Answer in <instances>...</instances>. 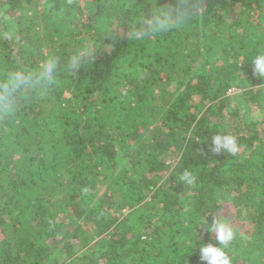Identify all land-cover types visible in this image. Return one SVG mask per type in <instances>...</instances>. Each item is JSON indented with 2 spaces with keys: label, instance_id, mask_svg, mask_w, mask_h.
I'll list each match as a JSON object with an SVG mask.
<instances>
[{
  "label": "trees",
  "instance_id": "16d2710c",
  "mask_svg": "<svg viewBox=\"0 0 264 264\" xmlns=\"http://www.w3.org/2000/svg\"><path fill=\"white\" fill-rule=\"evenodd\" d=\"M175 2L0 0V80L60 60L53 86L0 114V264H202L198 248L216 243L205 225L228 207L233 264H264V77L251 63L264 0H191L200 12L183 26L129 35ZM85 48L92 59L66 70ZM222 133L235 155L212 151Z\"/></svg>",
  "mask_w": 264,
  "mask_h": 264
},
{
  "label": "clouds",
  "instance_id": "9594fccd",
  "mask_svg": "<svg viewBox=\"0 0 264 264\" xmlns=\"http://www.w3.org/2000/svg\"><path fill=\"white\" fill-rule=\"evenodd\" d=\"M200 12L191 0H176L171 6L158 5L131 26L129 35L134 39H142L151 34L166 32L183 26ZM94 52L85 48L69 57L66 70L77 71ZM254 73L264 77V53L257 54L251 61ZM60 71V60L56 56L48 57L36 69L24 67L11 68L0 80V114L11 117L19 110V102L34 90H47L56 83ZM214 153H231L239 151L235 136L227 133L216 134L211 140ZM197 175L190 169H184L177 180L184 185L195 187ZM211 223L206 224L209 233H215L216 243H203L198 249L202 264H233V258L227 247L233 242L236 232L227 217H211Z\"/></svg>",
  "mask_w": 264,
  "mask_h": 264
},
{
  "label": "rangeland",
  "instance_id": "374dc122",
  "mask_svg": "<svg viewBox=\"0 0 264 264\" xmlns=\"http://www.w3.org/2000/svg\"><path fill=\"white\" fill-rule=\"evenodd\" d=\"M244 76H246V72L243 73V79L242 81H237V82H234L233 83V86L232 88L230 89V91L228 92L229 95H233L237 92H241L243 90V88L241 87L242 86H247L251 83V81L249 80V78H245ZM179 155L177 152L171 154L170 152V155H168L166 158H165V161L167 163H170L171 165L174 164L177 159H178ZM234 211L232 210V208H227L226 211L224 212V217H227L228 220L230 221L231 225H236L237 224V221L235 219V216H234ZM241 230V229H239Z\"/></svg>",
  "mask_w": 264,
  "mask_h": 264
}]
</instances>
